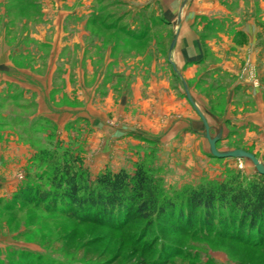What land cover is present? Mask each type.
<instances>
[{
	"label": "rangeland",
	"instance_id": "obj_1",
	"mask_svg": "<svg viewBox=\"0 0 264 264\" xmlns=\"http://www.w3.org/2000/svg\"><path fill=\"white\" fill-rule=\"evenodd\" d=\"M60 1L0 0V37L9 45L0 49V63L10 59L14 80L0 82V264H264V224L260 234L239 233L216 214L210 222L203 213L191 220L179 215L187 213L192 189L255 178L250 159L214 156L210 145L196 158L181 146L182 137L174 142L168 130L154 132L165 114L131 105L134 85L142 87V103L151 79L171 69L164 54L173 19L165 2L69 0L61 7ZM79 9L84 15L72 16ZM60 10L74 12L62 19ZM194 20L201 40L220 37L216 19ZM216 84L202 94L218 102L223 96L213 93ZM39 95L54 114L39 111ZM218 104L211 106L216 112L224 108ZM150 111L157 114L149 115L151 123ZM238 140L226 139L220 152L247 147L264 166V143ZM54 152L79 157L92 180L106 170L132 173L141 166L168 215L119 228L37 200L35 188H50L46 158Z\"/></svg>",
	"mask_w": 264,
	"mask_h": 264
},
{
	"label": "crops",
	"instance_id": "obj_2",
	"mask_svg": "<svg viewBox=\"0 0 264 264\" xmlns=\"http://www.w3.org/2000/svg\"><path fill=\"white\" fill-rule=\"evenodd\" d=\"M67 1L62 0L59 4L66 7ZM155 1L165 2V15L173 19V35L164 54L171 69L168 74L160 73L159 77L151 79L147 89H143L145 100L142 103L137 100L142 87L140 84L134 85L131 105L152 107L154 111L157 109L158 114H165L162 126L154 132L159 133L164 128L174 142L182 137L186 143L181 146L196 158L208 154V129L209 137L216 138L215 148L218 152H223L222 143L226 139H239L237 142L240 141V145L263 144L264 0ZM79 2L72 1L73 4ZM73 12L62 10L59 18L70 17ZM82 15L83 10L79 9L72 16ZM199 17L219 21L221 26H216L215 30L220 37L201 40L203 33H199L200 27L194 20ZM2 47H9L4 36L0 40V49ZM137 57L143 58L144 55ZM11 70L10 59L3 65L0 63V82L13 80L8 76L13 74ZM135 81L141 83L138 77ZM214 82L217 84L213 86V93H222L223 96L218 102L224 108L218 112L212 108L219 105L217 97L211 102L209 97L202 94L205 90L209 92V86ZM37 102L42 114H54L46 109L42 95L38 96ZM149 115L154 117L157 114L150 111L147 115L146 120L151 123ZM245 149L256 154L254 150Z\"/></svg>",
	"mask_w": 264,
	"mask_h": 264
},
{
	"label": "trees",
	"instance_id": "obj_3",
	"mask_svg": "<svg viewBox=\"0 0 264 264\" xmlns=\"http://www.w3.org/2000/svg\"><path fill=\"white\" fill-rule=\"evenodd\" d=\"M48 154L50 188H35L37 200L58 202L72 217L91 222L109 221L119 228L135 218L150 222L153 216L168 215L169 209L159 204L156 183L141 166L132 173L124 169L106 170L92 180L79 157L64 152ZM186 204L188 211L179 213L181 219L191 220L197 212V215L203 213L204 221L210 222L216 214V219L222 217L232 221L231 225L239 233L255 231L260 234L264 224V174L257 173L245 183L230 180L192 189L187 193ZM167 205L170 209L175 207L173 201Z\"/></svg>",
	"mask_w": 264,
	"mask_h": 264
},
{
	"label": "water",
	"instance_id": "obj_4",
	"mask_svg": "<svg viewBox=\"0 0 264 264\" xmlns=\"http://www.w3.org/2000/svg\"><path fill=\"white\" fill-rule=\"evenodd\" d=\"M206 136L208 137V141H209V145H210V151L211 154H213L214 156H233V157H237V156H241V157H246L248 159H250V161L252 162L255 171L259 174H264V166L258 161V159L255 157V155L253 153H250L248 151H245L243 149H234L228 152H218L215 148V141L216 138H210L208 135V131L206 130Z\"/></svg>",
	"mask_w": 264,
	"mask_h": 264
}]
</instances>
